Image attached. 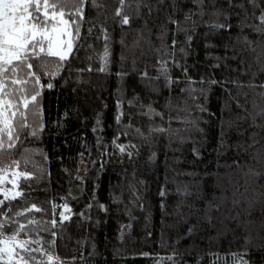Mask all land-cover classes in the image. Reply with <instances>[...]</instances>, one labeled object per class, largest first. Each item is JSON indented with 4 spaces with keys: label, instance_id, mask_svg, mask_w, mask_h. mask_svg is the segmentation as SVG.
<instances>
[{
    "label": "trees",
    "instance_id": "16d2710c",
    "mask_svg": "<svg viewBox=\"0 0 264 264\" xmlns=\"http://www.w3.org/2000/svg\"><path fill=\"white\" fill-rule=\"evenodd\" d=\"M49 4L65 59L0 73L13 264H264V0Z\"/></svg>",
    "mask_w": 264,
    "mask_h": 264
},
{
    "label": "snow or ice",
    "instance_id": "6c2138e0",
    "mask_svg": "<svg viewBox=\"0 0 264 264\" xmlns=\"http://www.w3.org/2000/svg\"><path fill=\"white\" fill-rule=\"evenodd\" d=\"M40 6L41 0H0V73L6 74L10 70L16 72L20 65L26 64L28 57L32 55L29 52L30 48L34 52L39 47L40 51L44 52V41H47V55L59 56L60 60L65 59L62 51L54 50L52 37L44 30L46 22L39 21L30 11L33 7L38 11ZM43 6L46 9L49 6L57 7L55 4L50 5L49 0H43ZM59 15L63 17L64 13L61 12ZM61 23L67 24V21L61 19ZM124 23H128L127 19ZM56 30L57 26L53 25L52 31ZM27 67L32 68L33 66L28 63ZM13 83L16 81L13 80ZM38 95V92L33 95L32 101H35ZM5 125L7 126V122ZM9 131H11L10 127ZM0 244L4 245L0 247V254H2L0 258L6 257L7 264H13V257L17 255L15 248L22 246L12 243L11 240H2Z\"/></svg>",
    "mask_w": 264,
    "mask_h": 264
},
{
    "label": "rangeland",
    "instance_id": "374dc122",
    "mask_svg": "<svg viewBox=\"0 0 264 264\" xmlns=\"http://www.w3.org/2000/svg\"><path fill=\"white\" fill-rule=\"evenodd\" d=\"M31 9L30 11H32ZM34 15L39 16L42 19V22H46L44 26V30L51 35L54 44V50L62 51L66 56L71 49L73 36L68 22L67 24L61 23V19L66 21L64 16L61 17L58 12H54L49 8L47 9L44 8L43 1L41 2V6L39 10L36 12V14H33V16ZM53 25L57 26L56 31H52ZM44 47H45V51L47 52V41H44ZM37 50L40 51L39 47H37ZM2 95H3V91H1V86H0V129L8 128L9 125L11 124L12 118L16 113V107L14 103L10 102L7 98H5ZM5 122H7V126L5 125ZM70 170L77 177L81 175L79 169H74L71 167ZM15 178H16L15 173L12 174L11 176L7 174L0 175V194H2L4 198H14L19 194V191L16 188ZM13 243L18 244V242L15 241ZM3 246L4 245L2 244L0 245V247ZM2 260L7 261V258L6 257L0 258V261ZM13 260H16L15 256L13 257Z\"/></svg>",
    "mask_w": 264,
    "mask_h": 264
}]
</instances>
